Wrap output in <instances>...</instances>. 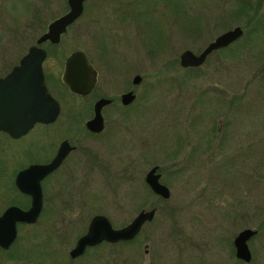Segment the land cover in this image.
Returning a JSON list of instances; mask_svg holds the SVG:
<instances>
[{
  "label": "rangeland",
  "instance_id": "1",
  "mask_svg": "<svg viewBox=\"0 0 264 264\" xmlns=\"http://www.w3.org/2000/svg\"><path fill=\"white\" fill-rule=\"evenodd\" d=\"M63 1L0 0V76L35 45L40 26L50 20L42 8ZM237 1L87 0L82 20L58 44L41 46L53 56L45 62L51 68L47 76L60 79L64 59L73 51L98 62L104 47L132 59L133 70L125 74L140 79L132 86L134 102L111 120L117 126L95 136L81 157L72 154L60 173L62 179L82 182L81 201L114 227L132 219L139 197L146 202L135 210L155 209L134 245L103 247V264H158L154 248L162 250L160 264H264V0H240L245 9L229 14ZM234 27L242 30L237 40L211 52L195 71L180 68L183 51L198 55ZM111 62L120 74L122 64L114 57ZM116 73L99 72V84L116 80ZM53 90L60 120L86 112L90 102L66 88V93ZM62 129L36 128L20 141L0 135V208L11 196L7 179L49 152L54 140L57 145ZM193 138L199 141L195 149ZM152 166L169 191L167 200L143 182ZM243 229L256 232L246 244L247 263L236 260L232 246ZM47 245V252L37 251L38 264H54L56 250Z\"/></svg>",
  "mask_w": 264,
  "mask_h": 264
},
{
  "label": "flooded vegetation",
  "instance_id": "2",
  "mask_svg": "<svg viewBox=\"0 0 264 264\" xmlns=\"http://www.w3.org/2000/svg\"><path fill=\"white\" fill-rule=\"evenodd\" d=\"M86 1L87 0H84L82 2L80 15L76 19H74L69 25H67L64 28V31L59 35V41L61 37H63L66 34L67 30L73 24H75L79 20H82L84 14L86 13V8H87L85 7ZM55 4L56 6L54 7L48 6V8H44V7L42 8L43 10L42 14L45 13L44 9H47L48 15L46 16V18L50 20L48 23H44L40 26V30L42 31V33H40V35L36 38L34 46L38 49H41L44 52V56L40 65L42 77L44 80V85L48 94L57 102L59 111L52 122L34 123L33 126L24 135L18 138H11L6 133L1 131H0V135L5 136L11 141H20V140H25V138L29 136L36 128H40L41 130L45 131L47 129L52 130L60 126L63 127V129L61 135H59V138L57 139L60 138L61 139L59 140L57 145H55V140H54V142L50 145L49 152L42 154L43 156H41L39 160L30 161L26 163L23 167L18 168L11 178L7 179L8 181L7 188L10 191L11 196L8 198V200L5 203L2 204V207L0 208V217L3 216V214L8 210L9 211L13 210L14 211L13 213L15 212L30 213V209L32 208V201L35 198L36 194L39 195L40 208L38 210L36 217L32 221H30L31 217L28 218L29 221H23V220L21 221L20 219H16L15 217L8 216L4 219V221L0 222V226H1L0 239L3 243L8 242V245L5 248L0 245V264H30L31 260H35L36 264H38L39 262L36 259L37 251L41 249L47 252L48 250L47 243L53 245V248L56 250L54 264H103L102 263L103 247L113 248L117 246L134 245L135 240L139 236L141 229L146 224H149L154 217L153 216L152 219L149 221L143 222L139 230L137 231L136 235H134V237L131 238L130 240H120L114 243H109L102 239L101 236L102 223L100 224L96 223L94 235L91 238H89L87 243H84V245L80 246L81 240L84 237H86L89 233V225L92 219L96 217H104V216L96 212L97 208L94 207L90 208V205L89 207H86V202L84 201V199L82 198L81 201V199L79 198L78 191L79 190L83 191L85 189V187L81 185L82 182L67 181L65 179H62L60 177V173L65 167L68 158L72 154L81 157V154H83V148L86 146L89 147L90 141L93 140L95 136H101V134L105 131V129L108 128V131H110L113 130V127L117 126V123L111 122L112 119L114 121V117H117L119 115L116 112L118 110L129 109V106L134 102L133 99L128 103H125L124 100H121V96L128 93L134 95L132 86H135L133 82L135 76H133L129 80L128 75L126 76L125 74V73L130 74V72H132L133 70L132 59L130 58L124 59L123 53H120L119 49H115L106 53L104 47L101 48L100 54L98 55L97 58L98 62H96L94 58H91L90 56L86 55L83 51H73V52H80L83 55L88 66L94 72V82L92 88L85 95H77L70 92L69 89L62 82V74L60 79L51 77L50 75L47 76L45 71H49L51 68L47 66L45 62L49 56L51 58H53V56L52 54L49 55L48 49L44 50L43 48H41V46L45 44L46 46H48V48H51L54 45L58 44L59 41L56 44H52L48 40H45L39 45H36V41L38 40V38H40L42 35H44L47 32L48 26L53 21L57 20L58 18L68 13L69 7L67 0ZM178 8H179L178 13H180L181 8L180 7ZM39 13H41V11ZM178 22H179L178 19H175L174 24H178ZM219 50L222 49H218L216 51ZM26 53L27 51L22 56L19 57L17 64L19 60ZM111 57H114L117 63L122 64L123 67L122 69H120L121 71L120 74H119V69H116L117 67H114V64L111 62ZM66 58L64 59L63 62V70H64V63ZM92 62H94L96 65ZM98 65H100L101 67L100 66L98 67ZM14 66L15 65L11 66L2 76H0V78L4 77L8 72H10V70ZM56 66L57 67L59 66L58 62ZM99 68H105V71L103 72H109L110 69H112L113 72L114 70H116L117 71L116 74L119 75L116 80L105 79L102 83L99 84L98 82L99 72L103 74L102 70ZM182 69H187V68H182ZM60 81L63 84V86L66 88L68 93L85 100V102H90V104L86 107V112L84 110V113L80 114L81 115L80 117H76L78 115L65 114V117L60 120L59 118L60 103H59V99L58 98L56 99V97H54V90H53V87H59V88L61 87L63 89V92L66 93L65 88L60 85ZM118 89L122 90V92H119L117 96L113 95L112 92H115ZM90 96H92L91 99L89 98ZM99 100L107 101V103L101 106L99 110L101 128L99 131H91L88 128V123L93 119L95 115L94 106ZM111 134H112L111 132L107 133L105 136L106 139ZM192 142L194 145L193 146L194 149L199 146V141L197 138H193ZM182 143L183 142L181 141L180 142L181 146H183ZM64 146L67 149V152L65 153L64 157L62 158L58 166L55 169H53L49 174L38 180H36L33 177L22 178L24 182V185L22 186L23 189L27 191L30 190L34 191L35 189H37L38 192L34 193L35 195L33 197L28 193L21 192L16 185L17 173L30 166L49 164L56 156L58 149ZM129 161L131 162L133 161V159ZM155 167L158 168L157 166ZM151 168H149V170ZM149 170L145 173V176L149 172ZM154 174L159 175L158 182L160 183L161 174L157 171V169ZM145 176L143 178V182L147 186V184L145 183ZM67 182L70 183L67 184ZM160 184L163 185L162 183ZM147 188L149 189L148 186ZM142 198L141 199L140 197L138 198V201L136 203L137 207L140 206V204H145L146 202L145 196H143ZM136 208L133 207L130 210L131 212L135 211V215L132 217V219L128 223L118 227H114L106 217L104 218L107 219L112 229L119 230L128 226L140 212H147L151 210V209L145 210L143 207L135 210ZM153 210L155 212L154 208ZM31 212H33V210ZM89 215L90 217L87 218V216ZM143 236L144 239L149 241L150 234L146 232L145 235ZM146 247H147L146 245L145 247H143L144 255H147ZM154 249L155 251L153 252L154 255L153 261H156V263L160 264V261H158L157 257L159 254H161L162 250L157 251L156 248ZM31 256L34 257L30 259ZM234 257H235V251H234ZM236 260L242 262L237 258Z\"/></svg>",
  "mask_w": 264,
  "mask_h": 264
},
{
  "label": "water",
  "instance_id": "3",
  "mask_svg": "<svg viewBox=\"0 0 264 264\" xmlns=\"http://www.w3.org/2000/svg\"><path fill=\"white\" fill-rule=\"evenodd\" d=\"M83 1L67 0L69 7L68 13L53 21L48 26L47 32L38 38L36 45H39L45 40H48L52 44L58 43L59 35L64 31V28L80 15ZM241 35L242 30L239 27H234L217 36L198 55H194L190 51H183L178 57L179 66L181 68L199 67L211 52L225 48ZM43 56L44 52L41 49L35 46L28 48L27 53L19 60L18 64L4 77L0 78V131L6 133L11 138H18L24 135L34 123L52 122L59 111L57 102L48 94L44 85L40 67ZM138 81V76H135L133 80L134 84H137ZM62 82L70 92L77 95H85L92 88L94 72L88 66L80 52H73L66 58L62 73ZM133 99L134 95L130 93L121 96V100H124L125 103ZM106 103L107 101L105 100H99L95 104V115L88 123V128L91 131L100 130L101 121L99 110ZM66 152L67 149L65 146L60 147L56 156L49 164L30 166L18 172L16 175V185L19 190L33 197L35 195L34 193H37L38 190L27 191L23 189L24 182L22 178L33 177L38 180L46 176L58 166ZM155 171L156 167L149 170L145 176V183L154 195L162 199H167L169 191L158 182L159 175L154 174ZM39 208V195L36 194L32 201L30 213H13V210H8L9 212L6 211L0 217V222L4 221L8 216L15 217L21 221H29L28 218L31 217L30 221H32L36 217ZM32 210L33 212H31ZM153 216V209L147 212H140L128 226L119 230L112 229L104 217L93 218L89 225V233L81 240L80 246L87 243L89 238L94 235L96 223H102V239L109 243H114L133 238L142 223L151 220ZM255 233L254 230L243 229L235 236L232 244L237 259L245 263L249 262L250 253L246 242ZM0 245L5 248L8 242L3 243L0 239Z\"/></svg>",
  "mask_w": 264,
  "mask_h": 264
},
{
  "label": "trees",
  "instance_id": "4",
  "mask_svg": "<svg viewBox=\"0 0 264 264\" xmlns=\"http://www.w3.org/2000/svg\"><path fill=\"white\" fill-rule=\"evenodd\" d=\"M238 7H236L234 10H232L231 12H229V14H238L240 11L244 10L245 9V6L244 4H242V1L238 0ZM228 14V15H229ZM197 69V68H196ZM196 69H190V68H187V69H184V70H187V71H195Z\"/></svg>",
  "mask_w": 264,
  "mask_h": 264
}]
</instances>
